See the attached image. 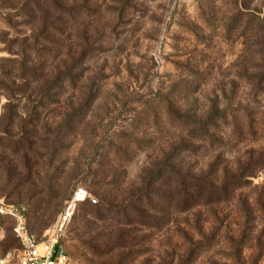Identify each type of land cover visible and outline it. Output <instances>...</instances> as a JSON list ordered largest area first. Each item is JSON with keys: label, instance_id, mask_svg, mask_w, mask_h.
<instances>
[{"label": "rangeland", "instance_id": "374dc122", "mask_svg": "<svg viewBox=\"0 0 264 264\" xmlns=\"http://www.w3.org/2000/svg\"><path fill=\"white\" fill-rule=\"evenodd\" d=\"M263 49L264 0H0V264L18 263L25 235L75 264H180L185 221L211 241L193 264H264V213L242 238L239 194L219 225L212 209L178 215L172 175L180 115L252 112L254 138L219 120L212 143H192L191 175L264 153V85L247 84ZM249 180L241 198L264 205V170ZM77 188L96 204H71Z\"/></svg>", "mask_w": 264, "mask_h": 264}, {"label": "trees", "instance_id": "16d2710c", "mask_svg": "<svg viewBox=\"0 0 264 264\" xmlns=\"http://www.w3.org/2000/svg\"><path fill=\"white\" fill-rule=\"evenodd\" d=\"M256 68H258V66ZM262 69L264 71V59ZM247 81V84H250L253 89L255 88V92L253 91L254 94L258 95L257 93L264 85V72L259 77H249ZM255 95H253L252 98L253 102H255V99L257 98V96L255 97ZM240 111L244 121L241 125H238V114L232 109H224L220 112H216L215 114H210L203 122L193 121L184 115H180L178 117L179 122L182 125L180 131L183 133V138L185 140H182L180 146L177 147V154L175 156V159L178 158L177 161L180 168H178L175 174L173 173L172 175L175 179V191H177L175 194L176 197L174 196L175 198H173V200H175L174 210L178 215L181 216H188L195 209H204L208 211L212 209L217 211V213L214 212L213 218L215 224L219 225V216L222 215V211H220L221 208L224 205H228L229 203H231L236 195L239 194L238 197L240 203L241 218L245 221V228L242 229V235L240 237L242 238L244 236H249L247 235L249 233V230L246 229V224L249 220L254 219L255 209L260 210L262 213H264V205H262L260 202L255 201L256 203H253V207L249 204L250 202L248 199L241 198L243 192L248 191L252 188V182L249 179L255 177L258 173L264 170V153L259 152L255 154L252 150H250L243 155L241 159L242 161H240L239 159V162L235 169H233L232 167L224 166L222 169V174L219 177L215 176V167H217V164L212 166L214 170L209 172L208 174H200L195 176L193 174L191 175L188 170L184 171L182 168L185 154L188 151L192 150V147L190 146H192V143L195 140L200 141L204 144L212 143L215 131H217L215 124H217L219 120L224 124L230 121L232 127L231 129H233L234 132H236V130H240L242 135L249 136L251 139L254 138L255 131L252 121V112L250 111V109L242 107L240 108ZM169 162H171L170 158L167 159L164 163V176L170 174V169L168 168ZM152 185L153 177H150V179L147 180L146 194L140 195V197L144 198L145 196H148V194L150 195L149 190H152ZM150 196L152 197V200L156 195L155 193L154 195H152L151 193ZM85 203L90 204V202ZM196 223L198 224L199 221H197ZM182 226L183 229L178 228V232L183 238L189 241V247L186 251L187 253L185 257L180 262V264H193L195 258L198 257V255H200L203 250H209L207 244L211 243V241L209 239L204 240L206 244L205 246H203L202 243L194 244L191 241V235L193 234V232H195V229L190 227V225H188L186 221L185 225ZM212 230L215 233L213 234V237L221 233V229L219 228H213ZM197 236L199 237V240H203L205 238L203 237L201 232H198ZM239 249L240 242L236 240L234 251L237 252L239 251Z\"/></svg>", "mask_w": 264, "mask_h": 264}, {"label": "built area", "instance_id": "2783aa9c", "mask_svg": "<svg viewBox=\"0 0 264 264\" xmlns=\"http://www.w3.org/2000/svg\"><path fill=\"white\" fill-rule=\"evenodd\" d=\"M85 202L96 203L87 191L77 188L71 197V204L76 205ZM22 240L24 252L17 264H75L58 246L56 239L38 243L33 236L25 235Z\"/></svg>", "mask_w": 264, "mask_h": 264}]
</instances>
